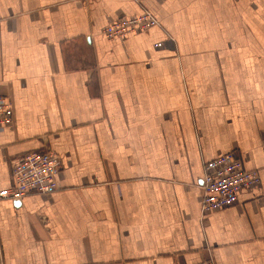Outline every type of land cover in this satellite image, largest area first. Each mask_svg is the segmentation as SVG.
<instances>
[{
    "label": "crops",
    "instance_id": "crops-1",
    "mask_svg": "<svg viewBox=\"0 0 264 264\" xmlns=\"http://www.w3.org/2000/svg\"><path fill=\"white\" fill-rule=\"evenodd\" d=\"M0 96V190L25 153L60 158L56 191L0 201V264H264V0H0ZM232 151L259 185L202 213Z\"/></svg>",
    "mask_w": 264,
    "mask_h": 264
},
{
    "label": "built area",
    "instance_id": "built-area-1",
    "mask_svg": "<svg viewBox=\"0 0 264 264\" xmlns=\"http://www.w3.org/2000/svg\"><path fill=\"white\" fill-rule=\"evenodd\" d=\"M158 24L148 12L110 22L102 29L108 41H124L129 35L146 32ZM12 109L7 98L0 96V127L12 123ZM60 168L59 155L51 150L25 153L11 167V186L0 190V201L21 202L29 194H49L57 189L55 175ZM259 185L256 171L243 167L235 152H228L206 162L200 179L202 213L220 211L236 205L243 190ZM197 264H214L204 260Z\"/></svg>",
    "mask_w": 264,
    "mask_h": 264
},
{
    "label": "water",
    "instance_id": "water-1",
    "mask_svg": "<svg viewBox=\"0 0 264 264\" xmlns=\"http://www.w3.org/2000/svg\"><path fill=\"white\" fill-rule=\"evenodd\" d=\"M20 202H16L15 205H19Z\"/></svg>",
    "mask_w": 264,
    "mask_h": 264
}]
</instances>
